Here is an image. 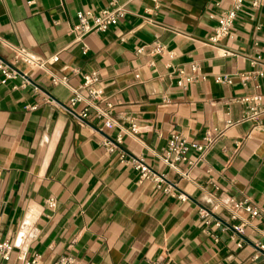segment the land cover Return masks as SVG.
<instances>
[{
  "label": "crops",
  "instance_id": "1",
  "mask_svg": "<svg viewBox=\"0 0 264 264\" xmlns=\"http://www.w3.org/2000/svg\"><path fill=\"white\" fill-rule=\"evenodd\" d=\"M110 1L0 0V58L24 75L0 72V238L11 246L0 263L264 264V116L244 118L241 102L260 94L264 103V0H245L216 44L232 0H119L127 12L115 26L79 38L77 13ZM10 46L56 54L48 69L71 86L97 71L116 124L75 116L69 87ZM206 131L207 148L177 162L189 172L181 178L162 160L168 141L206 145ZM133 158L162 178H141ZM213 198L228 206L221 221L246 222L242 234L200 216Z\"/></svg>",
  "mask_w": 264,
  "mask_h": 264
},
{
  "label": "built area",
  "instance_id": "2",
  "mask_svg": "<svg viewBox=\"0 0 264 264\" xmlns=\"http://www.w3.org/2000/svg\"><path fill=\"white\" fill-rule=\"evenodd\" d=\"M156 1V0H154ZM245 0H232V4L228 9L223 10L217 17V25L213 36L209 38L210 43L216 44L218 41L224 38H228L232 34L233 24L237 18V14L242 10ZM251 5L257 6L258 0H251ZM127 10L124 4L119 3V0H111L109 6L100 9L97 13L91 11H80L77 13L78 23L74 26V30L77 32L78 37L81 38L85 35L92 33L105 32L110 27L115 26L121 18L126 14ZM14 55V58L22 61L25 65L33 68L45 70L50 74V81L53 85H65L68 86L71 92L66 109L74 113L78 118L86 117L90 111L93 112L94 116L104 120V124L107 127H112L116 123L111 117V105L106 104L105 107L101 106V102L105 101L103 96V87L100 84L99 74L97 71H91L83 74L82 82L77 86H71L68 83L67 76H58L49 71L48 66L51 63L57 61L58 56L55 54L50 57L35 56L25 49L19 46H10ZM85 49V48H84ZM158 51L161 48H157ZM224 55L230 54L229 51L225 50ZM0 72L6 78H14L17 75H22L18 69L13 67L10 63L5 62L0 58ZM241 102L245 104L246 109L244 112V118L255 121H260L261 117L264 116V103H262V96L260 94L246 95L241 98ZM83 105L82 110L78 114L74 112V109L78 105ZM229 122L227 125H230ZM214 136L211 132L206 131L204 139L206 145L202 144H189L184 138L179 135H174L168 141L167 148L164 155L162 156L163 162L172 171L178 173L181 178H188V171H181L177 167V162L185 159L186 152L190 147L196 150L203 151L213 141ZM113 143H110L109 149L112 150ZM196 162L190 163L194 165ZM133 164L139 171L141 178H148L152 180H158L162 177L154 173L141 159L133 158ZM181 199L186 197L182 194L179 195ZM49 206L55 205V200L50 198L47 200ZM235 207H239L240 204H234ZM228 209V206L223 201L213 198L212 205L209 209L200 207L199 214L201 217H207L213 215V223L217 226L222 225L232 229L238 234H242L246 222L238 224L225 223L215 216L219 210ZM245 209L252 215L256 216L259 214L258 210L251 206H245ZM231 220H235L238 215L236 210H230ZM242 240V239H241ZM259 248L264 249V245H258ZM11 252V246L8 242L2 241L0 238V256L3 260L7 261ZM257 255L254 254V257ZM24 260L25 264H75L73 256L66 255L60 256L55 262L49 263L44 261L40 256H33L27 259L22 256L19 257ZM1 264V263H0Z\"/></svg>",
  "mask_w": 264,
  "mask_h": 264
}]
</instances>
